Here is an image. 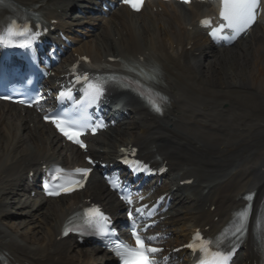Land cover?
<instances>
[{"label":"bare ground","instance_id":"1","mask_svg":"<svg viewBox=\"0 0 264 264\" xmlns=\"http://www.w3.org/2000/svg\"><path fill=\"white\" fill-rule=\"evenodd\" d=\"M15 1L37 5L39 10L55 6L59 10L48 12L57 19L56 30L83 33L79 27L92 25L91 31H96L88 34L95 35L90 42L74 37L77 46L64 54L57 71L77 55L89 56L93 62H109L108 58L115 57L144 59L158 71L159 89L168 98L164 117L122 95L129 116H123L98 139L100 146L89 148L88 153L112 161L122 147L132 145L144 155L157 153L166 161L170 182L158 186L157 192L171 196L172 207L164 213L167 218L160 229L173 234L172 247L184 244L196 227L217 231L231 210L243 204L245 191L253 189L260 197L264 191V28H257L254 35L225 52L214 47L196 26L205 14L203 3L183 6L153 0L139 13L120 6L103 19L68 15L76 4L92 9L95 0ZM144 10L145 18L132 17ZM203 57L209 58V64L200 63ZM10 106L0 107V260L12 264H107L108 258L100 252L86 251L74 239L59 234L72 204L81 198L115 210L111 193L92 177L81 192L58 197L64 199L59 203L31 197L20 187L23 175L26 178L40 164L57 161V148L65 152L66 163L82 160L83 154L62 144L33 110ZM189 178L192 183L184 184ZM35 216L46 223L42 222L40 234L19 229L24 220ZM178 256H185V250H179ZM254 258L253 248L246 245L238 264Z\"/></svg>","mask_w":264,"mask_h":264},{"label":"snow or ice","instance_id":"2","mask_svg":"<svg viewBox=\"0 0 264 264\" xmlns=\"http://www.w3.org/2000/svg\"><path fill=\"white\" fill-rule=\"evenodd\" d=\"M126 3H131L132 7L137 8L138 5L136 3H132V0H125ZM187 2V0H186ZM220 18L222 19L223 23H221L218 27L213 28L211 35L214 38H229L224 37L223 33L224 31L231 30V37L235 38L236 35L240 34L241 32L245 31L253 22L255 19V9L257 8V0H220ZM202 24H209V20H203L201 21ZM9 33H12V29H9ZM21 47H27V45H20ZM80 79V77H78ZM83 79L88 82L89 78L87 76L83 77ZM103 93V89L100 85L90 83L88 82V87L86 90V95L89 97L91 102H95ZM160 100L165 99L164 97H159ZM23 102V101H20ZM149 102L152 104V107L156 111H160V106L158 103H156L155 100L151 99ZM45 119H48V117H45ZM53 123L56 124V126L66 135L69 139H75V142L80 143L79 139L77 138L79 133H73L69 134V132L62 127V125L65 123L62 120H53ZM102 126V125H101ZM95 131V129H93ZM83 146V145H81ZM88 169H76V173H82L83 175H87ZM71 183L79 186V181H71ZM46 188L48 185L46 184ZM64 191H72V187H64ZM49 194H59V193H53L50 192ZM131 201H129L130 203ZM136 211H140L137 209ZM131 218V213L129 214ZM90 217H97L99 216V222L96 223L95 229L96 234L101 235L104 237L106 233L108 232V224H107V218L103 217L102 214L99 213L98 209H94L89 213ZM247 209H244L237 213V219H238V225L236 226V232H240L242 228L244 227L246 221H247ZM76 229L70 228L68 226L65 227V234H67L69 231H74ZM235 234V233H233ZM132 236L136 240V246H129L127 243L123 241H118L115 244L109 243L107 246H109L112 251L115 252V254L120 257L122 264H157L156 261L151 259V254H155L159 252V249L147 247L144 245L143 240H152L154 237H146L142 238L139 236L135 230L132 232ZM198 236V234H197ZM213 242L211 241H202L199 245L196 244H190L188 247L193 248L196 250L197 248L203 253L202 259L200 261V264H227V261L229 260L228 255H224L223 252L217 250V251H210V248L212 247ZM219 246V245H217Z\"/></svg>","mask_w":264,"mask_h":264},{"label":"rangeland","instance_id":"3","mask_svg":"<svg viewBox=\"0 0 264 264\" xmlns=\"http://www.w3.org/2000/svg\"><path fill=\"white\" fill-rule=\"evenodd\" d=\"M71 14H73V11L71 12ZM133 17H135V16H133ZM136 17H138V18H145V12H144V14H140V15H137ZM91 39H93V37L92 36H88V37H85L84 38V41H86V42H90V40ZM227 51V50H226ZM229 54V53H228ZM228 58H230V55L228 56ZM209 59L208 58H205L204 60H203V64L204 65H207V64H209V61H208ZM231 60V59H230ZM231 62V61H230ZM229 62V65H228V67L230 68V70H234V68H233V66H232V64ZM231 64V65H230ZM252 64H254L255 66H257L258 67V65L256 64V62H253L252 61ZM247 69V68H246ZM61 200V199H60ZM60 200H50V202H52V203H58V201H60ZM20 218H21V216H20ZM20 218H17V219H20ZM21 220H23V219H21ZM21 220H16L17 222H20ZM42 222L44 223V224H46L45 223V220L43 219V221H42V217H37V216H35V217H33V218H31L30 220H24V222L22 223V225L20 226V230H22V231H27V232H31V233H33L34 235H38V234H40L41 233V231H43L42 229H44V227H43V224H42ZM41 227V228H40ZM43 227V228H42Z\"/></svg>","mask_w":264,"mask_h":264}]
</instances>
